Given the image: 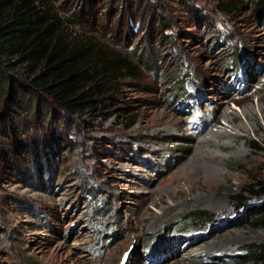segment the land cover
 <instances>
[{
  "label": "rangeland",
  "instance_id": "rangeland-1",
  "mask_svg": "<svg viewBox=\"0 0 264 264\" xmlns=\"http://www.w3.org/2000/svg\"><path fill=\"white\" fill-rule=\"evenodd\" d=\"M236 1L40 0L146 69L74 114L43 99L38 124L0 105L23 143L61 139L54 159H0V264H236L264 244V18ZM180 60L183 94L167 78Z\"/></svg>",
  "mask_w": 264,
  "mask_h": 264
},
{
  "label": "trees",
  "instance_id": "trees-1",
  "mask_svg": "<svg viewBox=\"0 0 264 264\" xmlns=\"http://www.w3.org/2000/svg\"><path fill=\"white\" fill-rule=\"evenodd\" d=\"M243 3L252 8L257 19L264 18V0H237L228 11ZM50 10L40 0H0L1 115L5 112H9L8 115H23L26 120L33 118V122L38 124L41 119L34 118L32 110H41L43 99L74 114L86 109L91 102L105 100L111 94L110 85L135 77L146 69L139 59L126 60L114 51L113 48L122 49L119 44L105 39V44L95 46L90 38L70 36L66 28L74 26L78 16L71 13L59 17ZM153 66L148 74L153 78H162V71L154 62ZM182 69L180 60L167 76L172 85H177L175 91L180 94L184 93L185 82L182 80ZM42 118H45L44 115ZM18 125L10 118L0 124V139L5 145V150L0 149V159L6 160L9 151L18 150L32 159L39 151L48 158L57 156L61 139L51 135L42 141L39 137L23 143ZM253 188L256 189L253 195L264 196L262 186L256 184ZM237 203L242 204L240 201ZM203 219L205 216L202 213L191 212L186 216L185 223L197 226ZM252 225L264 229V205L254 210ZM257 263H264V244L246 249L245 255L238 257L236 262Z\"/></svg>",
  "mask_w": 264,
  "mask_h": 264
},
{
  "label": "bare ground",
  "instance_id": "bare-ground-1",
  "mask_svg": "<svg viewBox=\"0 0 264 264\" xmlns=\"http://www.w3.org/2000/svg\"><path fill=\"white\" fill-rule=\"evenodd\" d=\"M215 124H217V122H215ZM205 135L203 134L202 138L199 139V142H202L203 141L202 143H204V141H205V143H206V141L209 140V139L208 140L206 139V136ZM196 159L198 160V164L201 165V166L204 165L203 167L205 169H207V171L210 174L214 171V168H213L214 166L208 164V162H207L208 159L207 158H204V155H200V157H197ZM202 160H203V162H202ZM201 163H203V164H201Z\"/></svg>",
  "mask_w": 264,
  "mask_h": 264
}]
</instances>
